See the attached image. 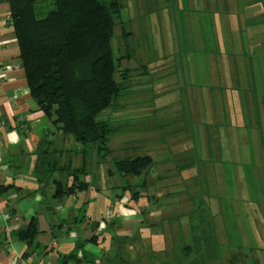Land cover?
<instances>
[{
  "label": "crops",
  "instance_id": "obj_1",
  "mask_svg": "<svg viewBox=\"0 0 264 264\" xmlns=\"http://www.w3.org/2000/svg\"><path fill=\"white\" fill-rule=\"evenodd\" d=\"M147 2L151 6L147 9L148 12L143 10L142 14L125 18H142L146 23L151 22L149 25L152 29L141 27L146 31L145 34L152 32L153 39V17L147 13L155 12V7L158 8L157 11H160V7L163 9L167 20L166 29H159L162 32L160 43L165 54L177 55L185 52L191 55L186 65L189 74L188 86L193 90L187 93L183 100L175 93L174 88L164 96L167 104L175 103L173 107L140 114L158 117L162 125L161 119H167L166 123L181 121L179 112L187 111L191 119L190 126L197 127L198 141L202 149L199 153L198 148L193 144L195 150L191 142L174 147L177 141L171 138L174 135L170 132L171 126L162 127L160 132L148 134L141 139L152 142L150 148L145 142V149L151 150L150 155L154 153L151 156L156 167L157 164H172L175 157L186 154L191 166L192 160L198 159L197 155L210 158L211 151H215L214 155L221 158L224 145L228 149H235V145L239 144L242 150L248 149L240 134L248 125L250 129L258 128L256 132H248V139H252L254 149L262 148L264 89L258 99L252 96L251 90L255 87L256 75L264 87V0ZM173 23H176V26L172 25ZM177 29H181V32L176 31ZM152 42L153 40L142 46L148 51L153 47ZM195 55L198 57L193 58ZM179 65H174L173 62L157 65L160 67L156 68L159 73L165 69L170 71L160 75L158 79L165 78L173 85L171 78L174 75L179 80L178 70L182 66ZM191 70L201 73V78L191 80ZM231 70L232 76L228 72ZM179 86L186 87L184 83ZM183 102L186 103L185 110H179ZM21 120L26 128L19 127ZM179 126L183 127L184 124ZM200 126L203 127L204 139L200 135ZM48 131L51 132L49 123L35 111L31 102L25 72L19 60L16 35L10 24L9 4L7 0H0V188H3L0 191V264H61L64 256L77 253L78 257H81L82 254L76 251L77 241L97 234L100 235V244L88 242L84 251L90 254L88 258L92 264H101L103 256L108 258L114 255L117 243L114 244L113 236L119 233L132 236L121 245L123 258L127 263L132 261L136 264L140 262L141 257H151L158 264L169 261V252L175 238L179 236L177 228H160L154 222L155 226L149 230L158 236L149 238L140 223V215L126 207L125 198L114 202L111 195L104 193L102 188L98 191L90 188L87 192L68 197L63 203H57L52 198L50 189L40 191L42 186L32 173L35 163L34 151L39 138L48 135ZM51 137H54L58 147H65L66 142L69 144L67 148L73 146L72 140L67 137L63 140L61 134L57 133ZM253 143L249 144V147H252ZM162 156L167 157L160 164L158 157ZM158 176L159 174L155 176V181ZM170 180L172 178L168 179ZM106 181L98 180L97 184L102 183L104 186ZM152 191L158 196L156 187ZM151 208L148 207V211ZM7 214L9 219L5 218ZM33 218L37 219L39 225V234L35 239L38 245L36 249L33 244L27 247L17 235L18 230L25 228ZM64 221L68 226L58 229L56 226ZM96 222L99 226L93 231L91 227ZM50 232L57 241V246L51 250L46 246V242L52 239ZM159 232H164L166 236H159ZM177 241L178 237L175 242Z\"/></svg>",
  "mask_w": 264,
  "mask_h": 264
},
{
  "label": "trees",
  "instance_id": "obj_2",
  "mask_svg": "<svg viewBox=\"0 0 264 264\" xmlns=\"http://www.w3.org/2000/svg\"><path fill=\"white\" fill-rule=\"evenodd\" d=\"M7 2L31 102L51 127L48 135L39 138L34 151L32 173L42 186L40 191L50 189L54 201L63 203L68 197L87 192L90 188L98 191L101 189L97 185L98 180H107L110 187L101 190L112 192L114 202L125 198L126 207L140 215V223L146 232L155 226L154 222L164 228L162 225L169 224L170 220L168 223L167 220L172 212L156 217L153 206L158 203L159 196L155 193L148 196V191L154 189L157 182L170 177L162 179L159 176L156 181L151 178L156 165L149 153L151 150L145 149L147 141L141 140L146 136L142 134L143 129H138L137 121L141 117L136 114L126 115V118L115 114L120 119H113L112 114L109 118L101 117L108 109L111 113L112 110L120 112L123 108L122 94L127 92L129 81V70L120 68L122 58L115 57L112 46L116 21L120 20L123 9L121 0ZM130 33L129 30L122 32L127 60L130 59V47L127 45ZM140 69L146 72L144 67ZM57 133L63 140L70 138L73 146L58 147L51 137ZM119 135L121 137L116 138ZM178 157L183 156L175 159ZM189 167L191 164L175 163L172 170L176 169L177 174H181ZM148 207H152L151 210L148 211ZM150 215L154 220L149 219ZM163 219L166 220L162 222ZM66 226L68 223L64 221L56 227L63 229ZM98 226L96 222L91 228L95 231ZM191 231V244H182L180 253L185 260L191 255L193 257L184 264L208 263L217 255L213 231L201 226L192 227ZM38 234L36 218L17 232L18 238L27 247L33 244L34 249L38 248L35 243ZM99 237L97 234L77 241L76 251L82 256L78 257L77 253L64 256L61 264H92L84 247L88 242L100 244ZM51 238L55 239L52 233ZM128 238L132 236L115 234L113 242L117 243V248L115 245L114 255L103 256L101 264L102 261L103 264H129L124 260L121 248ZM174 249L178 252L177 247ZM173 259L178 264L176 258Z\"/></svg>",
  "mask_w": 264,
  "mask_h": 264
},
{
  "label": "rangeland",
  "instance_id": "obj_3",
  "mask_svg": "<svg viewBox=\"0 0 264 264\" xmlns=\"http://www.w3.org/2000/svg\"><path fill=\"white\" fill-rule=\"evenodd\" d=\"M104 1L108 2L109 0ZM146 1L148 0H121L123 9L120 13V20L116 21L112 46L115 57L119 58L120 56L122 58L120 68L129 70V81L126 87L127 92L122 94L123 108L119 110L120 112L117 113L118 111L112 110L111 113V109H108L101 117L103 119L109 118L112 114L113 119H120L126 118L128 114L136 113L141 117L137 123L138 129H143V135L155 134V132H160L162 127L171 126L172 130L170 132L174 134L171 138L177 141L174 147H181L191 142V145L194 144L198 148V152L201 153L202 149L201 143L198 141L197 127L196 125H194V128L190 126L191 119H189L187 111L179 112L178 116L181 121L166 123L167 119L165 121L161 119L162 125L158 117L143 118L144 114H140L150 112L149 110L155 112L168 110L173 107L175 103L167 104L164 96L174 88L176 90L175 93L179 94L183 100L185 95L193 90L191 86H188L187 78L189 74L186 65L191 55H187L185 52L177 55L165 54L164 48L160 43L162 32L159 29H166L165 23L167 20L165 13L162 11L163 9L160 7V11H157L158 8L155 7V12L147 13L151 18L153 17V39L152 32L145 34L146 31H143L141 27L146 26L150 30L152 29L151 25H149L151 22L146 23L142 18L132 19L131 21L125 19L126 16L138 15L143 10L148 12L147 9L151 6ZM172 1L174 2V0ZM174 7H176L175 4ZM171 20L172 18L170 17L169 21ZM172 25L176 26V23ZM126 30L131 31L127 43L130 47L128 51L130 54L129 60L125 58L126 53L124 51V42L122 41V32H126ZM176 31L181 32V29ZM152 40L153 47H150L147 51V48L143 47L142 44L145 45L146 42H151ZM144 51L146 52L144 53ZM195 57H198V55L193 58ZM170 62H173L174 65H182L180 70H178L179 80L176 75L171 78V82L176 83V85L174 83L171 85L170 80L165 78L158 79L160 75L167 74L170 71L165 69V71L159 73L156 68L159 69L160 67L157 65H168ZM140 67L147 68L146 72L143 73ZM228 72L232 76L233 71ZM182 77L184 79H181ZM257 77L256 75L255 87L253 86L251 90L252 96L256 99L260 98L264 89ZM200 78L201 73L190 71L191 80H199ZM160 80L162 81L161 83L159 82ZM182 83L186 87L179 86ZM185 104L183 102L179 110H185ZM115 114H121V117L119 118ZM245 121L247 122L248 119H245ZM179 124H184L185 132H183V127L179 126ZM256 129L258 128L250 129V125H248V128H244L243 132L241 131L240 133L248 149L242 150L239 144L235 145V149H228L223 144L221 155L218 153L222 156L221 158H217L214 155L215 151L210 152V158H207V156L201 158L200 155H197L198 159L192 160L193 165L184 172L182 171L181 174H177V170L172 169L175 167V163L177 165L191 163L187 159V154L172 161V164H174L172 167V164H161L167 156L158 157L161 165L157 164V169L152 172L151 178L154 179L159 174L162 179L169 176L172 180L168 181L170 178H167L162 182L156 183V192L158 191L159 199L158 203L153 206L154 214L157 217L164 212H172L171 217L167 220V223L170 220L169 225L163 224L162 226H172L174 229L176 227L180 240L175 242L178 236L175 238L172 250L169 252V261L162 262V264H176L173 258H176L178 264H184V261H188L193 257L191 255L186 257L185 260L181 256L180 250L183 246L182 244H191L193 236L191 229L196 226L209 227L213 231L216 237V244L218 245L216 247L217 255L211 257L209 262L205 264H264V145H262V148L254 149L252 139H248V132H256ZM199 130L202 139H204L202 134L203 127L200 126ZM262 135L264 138V132ZM123 138L125 140L129 139V137ZM147 143L150 148L152 142ZM252 143L253 146L249 147V144ZM120 144L121 142L118 146ZM65 146L68 147L69 144L66 142ZM110 146L112 147L111 144ZM213 146L215 147V144ZM159 154L161 155L160 152ZM165 154H167V150ZM151 155H154V153H151ZM97 185L103 189L109 188L110 184L106 183L103 186L102 183H99ZM109 192L111 191L109 190ZM165 193H168V195L164 196ZM108 194L113 195L112 192ZM149 195H154L152 188L148 192ZM151 218L154 220L152 215H150L149 219ZM165 220L163 219L162 222ZM146 234L149 238L158 236L155 232L151 233V231L146 232ZM106 236H104L105 239H107ZM159 236L163 237L166 235L164 232H159ZM175 247L178 248V252H175ZM129 263L133 262L130 261ZM136 264L158 263L154 262L151 257H141L140 262Z\"/></svg>",
  "mask_w": 264,
  "mask_h": 264
},
{
  "label": "built area",
  "instance_id": "obj_4",
  "mask_svg": "<svg viewBox=\"0 0 264 264\" xmlns=\"http://www.w3.org/2000/svg\"><path fill=\"white\" fill-rule=\"evenodd\" d=\"M18 125H19L20 128H26V126L23 123V120L19 121ZM5 218L9 219L10 217L7 214V215H5ZM46 246H47L48 249L51 250V248H55L57 246V241L55 239H50L49 241L46 242Z\"/></svg>",
  "mask_w": 264,
  "mask_h": 264
}]
</instances>
